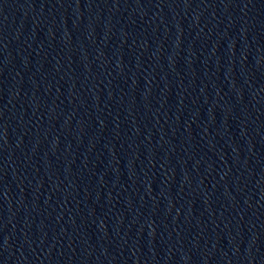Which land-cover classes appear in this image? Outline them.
Listing matches in <instances>:
<instances>
[{
	"label": "water",
	"instance_id": "1",
	"mask_svg": "<svg viewBox=\"0 0 264 264\" xmlns=\"http://www.w3.org/2000/svg\"><path fill=\"white\" fill-rule=\"evenodd\" d=\"M0 264H264V0H0Z\"/></svg>",
	"mask_w": 264,
	"mask_h": 264
}]
</instances>
